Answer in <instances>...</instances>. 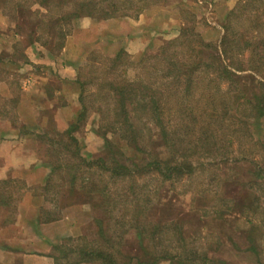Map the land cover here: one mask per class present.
Returning a JSON list of instances; mask_svg holds the SVG:
<instances>
[{
  "label": "trees",
  "instance_id": "trees-1",
  "mask_svg": "<svg viewBox=\"0 0 264 264\" xmlns=\"http://www.w3.org/2000/svg\"><path fill=\"white\" fill-rule=\"evenodd\" d=\"M2 1L3 6L9 2ZM24 1H12L10 5H21ZM263 1L241 0L229 11L224 34L228 37L232 32L233 38L222 39L219 49L203 40L201 35L183 28L179 36L168 40L155 53H141L137 62H129V54L121 49L108 59L113 63L108 69V66L101 65L104 59L90 53L88 60L91 64L88 66L91 69L86 75L92 74V70L99 73H105L106 69L113 71L114 66L118 67V73L113 80L104 76L98 79L99 74H92L98 79L94 84L99 88L95 92L99 104L89 106L86 86L92 80L83 79L82 66L77 67L75 82L79 109L68 128L62 131L47 107L42 111L37 105L41 111L34 110L36 124H30L31 119L27 121L29 123L19 119L21 105L30 98L21 91L16 72L28 60L25 56L14 58L12 54L0 57V84L7 83V90L0 91V122H8L10 128L21 136L32 137L38 144L39 157L43 156L40 162L47 168L43 183L37 187L39 190L32 193V197L42 203L37 212V223L57 221L62 218L64 209L73 206H88L94 215L92 237H67L64 241L71 240L73 244L53 245L52 249L57 251L51 254L53 264L234 263L230 258L214 254L222 244L217 236L207 243L208 246L199 247L200 250L195 242L192 247H185L190 240L196 239V235L177 220L178 214L164 220L157 216L165 207L156 198L155 189L149 182L156 180L173 185L182 179H190L207 165L236 162L227 154L234 147L233 140H237V145L250 144V139L248 142L242 139L252 133L249 115L253 116L254 125L264 122L259 120L264 117V81L255 77L257 74L264 80ZM255 2L262 4L263 13L247 16V9ZM32 3L28 5V15L36 14L37 24L31 29V36L49 25L53 28L54 45L59 52L71 26L79 18L87 16L98 22L118 16V0H33ZM233 16L243 18L246 26L234 31L230 24ZM130 70L134 73L132 78L128 76ZM241 71L248 73L241 76L238 73ZM11 74L16 80L8 78ZM209 75L216 80L210 81ZM225 83L226 91L222 90ZM200 87L203 89L199 90L200 94L193 92ZM38 102L44 103L42 100ZM232 103L236 106L229 105ZM90 111L99 117L95 130L103 138L102 148L96 154L86 151L85 144L76 135L85 125ZM9 113L12 118L3 120ZM0 131L4 133L5 129L0 126ZM218 131H232L236 138H219ZM224 139L230 141L229 145ZM255 143L253 147L260 150L259 154L256 153L260 160H251L255 171L251 172L249 180L241 182L237 178L236 181L256 199V202L252 199L246 209L256 223L251 219L240 230L238 238L244 240L241 242L245 245L243 250L255 258L253 264H264L260 249H256L264 244V201H260L257 194L263 191L264 198V137L256 139ZM247 152L252 156L255 154ZM119 182L123 184L120 189L109 187V183ZM15 184H18L16 190L13 189ZM23 187V179H0V210L7 207L16 210L14 203L19 197L14 192ZM217 198L213 200L211 210L214 213L230 211L232 199L221 194ZM246 210L242 211L246 213ZM180 214L185 216V213ZM11 221L15 218L10 214L3 216L0 226ZM164 231H167L169 244L177 251L159 247V233Z\"/></svg>",
  "mask_w": 264,
  "mask_h": 264
},
{
  "label": "rangeland",
  "instance_id": "rangeland-1",
  "mask_svg": "<svg viewBox=\"0 0 264 264\" xmlns=\"http://www.w3.org/2000/svg\"><path fill=\"white\" fill-rule=\"evenodd\" d=\"M12 1L20 0H9L6 6H3L4 3L0 0V57L12 54L14 58L22 59V57L25 56L28 60V63L21 64V66L23 65L22 67H24V65L28 67L21 68L20 66L16 73L19 78L21 91L25 95H27L26 93L34 94L30 95L29 101L26 100V106L29 110L25 112H33L30 115L31 121L35 119L34 110H38L37 105H39L41 109L45 107L50 109L54 119L63 118V121H65V116L72 114L71 116L75 117L79 109L78 97L76 101L74 100V102H77L76 108L71 104L73 101L72 95L77 94L76 91L78 92V85L73 82L76 86L74 88L73 84L67 82L66 76L70 74L69 70L76 78L77 67L82 66L81 76H84L83 79L89 78L92 80V82L86 86V91L88 93L86 96L87 104L89 106H97L99 103L95 92H97L99 88L94 84V80L98 81V79L103 78L101 76L110 80L115 78L118 73V67L114 66L113 71H108L110 65L113 64L111 61L108 62V59L113 58L119 50L123 49L129 54V62H137L141 53H155L168 40L179 36L183 28L191 30L196 35H201L203 40L217 45L219 49L218 45L222 39H229L228 37H231V39L233 38V33L231 31L232 35L226 37L224 29L229 11L241 0H118V9L116 11L118 16L114 18V23L103 28L93 26L91 30H82L78 27L77 20V22L71 26V32L66 37L64 47L60 52L55 49L54 41L56 40L54 31L49 25H47L45 30H36L34 33L35 36H31V29L37 24V15L33 13L28 15V5L33 4V0H25L21 5L17 4L11 7L10 3ZM261 5L262 4L258 2L253 3V5L247 9V16L252 15L253 17L254 15L255 17L256 12L263 13ZM33 7L36 8V5H33ZM23 11L25 12L23 13ZM41 11L45 12L43 9ZM139 19H142V21H139ZM93 21L96 22L95 20ZM147 22H150L148 23V27L145 26ZM230 24L234 31H238L239 28L241 29L246 26L247 22H245L243 18L239 19L233 16ZM132 27L134 28L132 29ZM109 35L115 37L111 38ZM32 41L34 42L30 44ZM65 48L66 51L64 52ZM90 53L97 54L96 58L99 57L100 59H104L105 62H102L101 65L104 67L108 66L105 73L92 70V74H99V76L95 74L98 79L95 77L93 78L92 74L86 75V72L91 69V67L88 66L91 64V61L88 60V55ZM206 60H209L208 57ZM97 63L98 62H96V64ZM65 68L68 69L65 70ZM131 68L135 67L131 66ZM238 73L241 76H245L248 71H241ZM61 74L64 77H62ZM133 74L134 73L130 70L128 76L132 78L134 76ZM255 77L258 80L264 81L262 80L263 78L257 74H255ZM8 78L16 80L15 75L12 74L9 75ZM209 80L215 81L216 79L213 75H209ZM0 85V91L2 90V92H5L7 90V83L5 85L1 82ZM225 86L226 83L222 84V90L226 91ZM199 90H203L202 87L193 92L198 93ZM215 95L219 97V94L216 93ZM40 100L44 103H39L38 101ZM232 101L233 100H231V102ZM240 101L239 104L241 103ZM229 105L235 107L236 103ZM64 108H66V112ZM43 109L42 111H44ZM40 111L41 110H38V113ZM240 111H242V106L240 107ZM238 115H241V113H238ZM11 116L12 115L9 113L2 119L7 120L8 118H12ZM237 117L238 116L235 115V118ZM98 118L97 114L90 111L85 125L78 131V137L85 144V149L94 154L98 153L103 145V138L95 130ZM69 120L66 128H68L71 123V119ZM248 120L252 133L249 132L251 135H244L242 139L246 142L250 139V144L240 143L237 145V140H233L234 147L231 148V153L227 154L230 158L234 157L235 160H237L236 162H216L218 165H207V168L200 170L201 172L198 170L199 173L196 172L190 179H182L180 183H175L173 185L164 184L156 180L149 182L155 189L156 198L163 204L162 206L165 207L164 212L159 210L157 216L164 220L165 218H170V216L178 214L177 220L183 225H186L187 228L196 235V239L194 241L190 240V242L186 243L185 247H192L194 244H197V249L200 250L199 247L208 246L207 243L210 240L212 241L214 236H217L219 241H222V244L219 245L220 248L214 254L219 257L230 258V260L234 262L233 264H253L255 260L246 250H243L245 245L241 242L244 240L238 237L240 236V230L246 226L251 219L256 223V220L249 216L246 210L250 207L252 199H254L255 202L256 199L251 192L243 189L244 187L242 188L241 183H238L236 179L238 178L237 180H241V182L243 180H249V175H251V172L255 171V167L251 163V160H260L259 155H256V153L259 154L260 150L253 146H256V139L261 140L264 137V122H261L264 121V117L259 119L261 123L258 125L253 124L254 120L252 115H249ZM197 122L198 121L195 123ZM55 123L57 126L56 119ZM226 126H229V124H226ZM3 128L5 129V127L2 126V129ZM195 128L199 131L198 125H196ZM218 133L220 134L219 138H236L232 131H218ZM225 141L227 145H229L230 141ZM146 143L149 145V142ZM33 145L38 155V144L34 143ZM247 151L255 152L254 156L248 154ZM138 156H141V154L139 153ZM42 157L43 156L38 157L39 160H41L40 158ZM211 160L213 161V159ZM212 177L214 181L211 180ZM112 184L113 183H109V187L112 186V189H120L123 186L120 182ZM17 188L18 184H15V188L13 187V189L16 190ZM23 190L24 187L19 191H15L14 194L22 198L23 195H21V192ZM37 190L39 189L33 192ZM186 190L194 192H190L191 194L185 193ZM219 194L224 198L232 199L230 211L222 210L218 213H214L211 210V206L215 203L213 200H218L217 197ZM257 194L259 195V200L264 201L262 197L263 191ZM190 197H192V199H190ZM17 202H19V200L15 201V203ZM15 205L17 206V204ZM242 210H246V213ZM63 212L67 214L69 219L71 218L67 220V224L71 225L72 233L70 234V231H67V229L59 237L53 238L57 242L56 244H65L66 242L68 244H73V241L67 240L65 242L64 239L67 237L76 238L79 236L76 235L77 229L73 231L74 227L77 226H84V235L92 237L95 231L93 221L94 215L88 206L68 207L64 209ZM180 212L185 213V216H181ZM8 214L13 218H20L18 211L13 210L12 207L0 210V218ZM228 214H232V216ZM262 215L264 216V212ZM74 232L76 233L74 234ZM57 233H60V231ZM199 235L207 236L201 239L198 237ZM231 240L233 242L232 244L230 243ZM193 242L195 243L192 245ZM159 243L160 248L177 251L172 247L173 245L169 244L167 231L159 233ZM238 248H242V250ZM256 249H260L262 256L261 261L264 262V244L260 247L256 246ZM51 252L57 253L56 250L52 249ZM161 264H168V262L164 261Z\"/></svg>",
  "mask_w": 264,
  "mask_h": 264
},
{
  "label": "crops",
  "instance_id": "crops-1",
  "mask_svg": "<svg viewBox=\"0 0 264 264\" xmlns=\"http://www.w3.org/2000/svg\"><path fill=\"white\" fill-rule=\"evenodd\" d=\"M140 20L142 21V19ZM114 22L115 19L112 18L96 23L90 17L85 16L78 20V27L82 30H91L93 26L103 28ZM148 23L150 22L145 24L146 27L149 26ZM109 36L111 37V35ZM65 51L66 48L64 49ZM65 54L68 55L67 53ZM22 66L21 68L28 67L26 65ZM67 69L65 68V70ZM69 73L66 76L67 82L73 84L75 88V84H77L75 76L70 70ZM62 77L64 76L62 75ZM76 93L72 95L73 101L71 102L74 108L77 106V102H74L78 97V92L76 91ZM26 94L27 97L34 95ZM21 107L19 119L27 122L30 120V115L33 112H25L29 110L26 102ZM64 110L65 112L67 111L66 108ZM71 115L65 116V121H63V118H55L59 129H65L69 119H71V122L73 121L75 117ZM31 123L36 124L37 122L31 121ZM38 124L42 126L43 122L42 125L41 123ZM0 126L5 127L4 133L0 131V179L7 177L23 179L24 190H26L25 192L23 191L22 198L18 199L19 202L14 203V206L17 204L16 211H18L20 218H15V221L0 226V264H53V258L51 257L53 252H51V249L57 243L53 238L59 237L67 229V231H70V234L72 233L71 225L67 224L69 217L64 213L62 218L57 221L47 224L37 223L36 216L42 203L40 199L32 197V192L43 183L44 177L47 174V168L42 165L38 158L36 148L33 145L36 142L32 137L21 136L17 130L11 129L9 123L6 121L0 122ZM78 133H76L77 136ZM75 229H77V233L74 232V234L76 233L79 236L85 234L84 226L74 227L73 231ZM58 231L60 233H57Z\"/></svg>",
  "mask_w": 264,
  "mask_h": 264
}]
</instances>
